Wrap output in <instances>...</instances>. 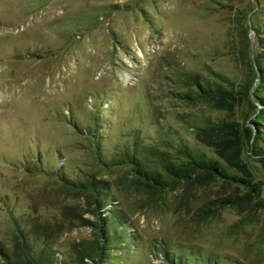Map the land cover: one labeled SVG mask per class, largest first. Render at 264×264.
I'll return each instance as SVG.
<instances>
[{"label": "rangeland", "instance_id": "374dc122", "mask_svg": "<svg viewBox=\"0 0 264 264\" xmlns=\"http://www.w3.org/2000/svg\"><path fill=\"white\" fill-rule=\"evenodd\" d=\"M257 61L264 0H0V246L12 248L15 222L30 231L59 222L65 209L80 216L82 200L62 194L57 176L91 172L115 184L129 216L131 245L117 264H166L163 247L191 263L264 264V186L244 208L197 222L213 200L242 188L179 185L155 206L127 168L106 172L95 158L109 163L137 137L157 148L169 135L215 158L197 127L225 122L243 131L254 108L244 96L223 111L185 101L186 77L219 73L249 94ZM243 159L264 183L245 138ZM93 238L74 220L49 245L63 259Z\"/></svg>", "mask_w": 264, "mask_h": 264}, {"label": "trees", "instance_id": "16d2710c", "mask_svg": "<svg viewBox=\"0 0 264 264\" xmlns=\"http://www.w3.org/2000/svg\"><path fill=\"white\" fill-rule=\"evenodd\" d=\"M257 87L252 93H237L232 89V82L219 73L206 77L198 74H188L187 86L192 91L185 93L183 100L190 103H203L216 111L231 109L236 101H242L243 96L254 108L253 118L247 119L246 126L241 131L235 123H218L211 126H198L197 136L215 155L209 157L198 148H192L173 139L174 136L156 141L159 147L143 144L140 139H133L125 151L120 152L112 162H105L97 152L95 158L108 170L119 166L128 169L130 183L138 192L152 194V205L158 206L167 198V194L177 189L179 185L218 183L224 187L242 188V192L219 197L212 201L210 208L203 209L197 222L211 218L217 212L225 209L240 210L250 203V200L263 191L264 183L254 181V174L243 159L244 138L250 147V158L264 166V61H257ZM253 96L254 101L249 98ZM245 99V98H244ZM119 152H117L118 154ZM257 158V159H256ZM240 174L250 177L241 179ZM85 177L74 180L57 176L58 189L68 197L82 200L85 209L79 216L65 209L62 220L49 224L30 226V231L19 228L14 223L15 241L10 251L0 246V257L4 264H117V254L131 245L127 235L129 216L126 210L119 207L121 203L115 196V184L101 178L96 173L87 172ZM207 183V184H204ZM261 196V195H260ZM260 202L264 206L263 196ZM83 209V208H82ZM90 215L94 221L85 218ZM73 219V220H72ZM74 220L80 221L82 227H92L94 238L75 245L69 258H60L58 251L49 245L54 234L66 224ZM264 242V238H263ZM160 255L166 264H211L209 261L192 262L189 257H177L165 251Z\"/></svg>", "mask_w": 264, "mask_h": 264}]
</instances>
